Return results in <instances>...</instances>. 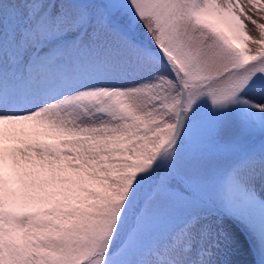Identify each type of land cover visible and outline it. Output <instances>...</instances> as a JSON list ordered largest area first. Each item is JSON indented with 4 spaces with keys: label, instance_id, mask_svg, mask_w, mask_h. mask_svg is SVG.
Instances as JSON below:
<instances>
[{
    "label": "snow or ice",
    "instance_id": "1",
    "mask_svg": "<svg viewBox=\"0 0 264 264\" xmlns=\"http://www.w3.org/2000/svg\"><path fill=\"white\" fill-rule=\"evenodd\" d=\"M260 20L0 0V264H264Z\"/></svg>",
    "mask_w": 264,
    "mask_h": 264
},
{
    "label": "rangeland",
    "instance_id": "2",
    "mask_svg": "<svg viewBox=\"0 0 264 264\" xmlns=\"http://www.w3.org/2000/svg\"><path fill=\"white\" fill-rule=\"evenodd\" d=\"M259 22L264 23V20H260ZM246 24L248 26V30H249L250 34L258 36V32H257L256 28L253 25H251L250 23H248L247 21H246Z\"/></svg>",
    "mask_w": 264,
    "mask_h": 264
}]
</instances>
